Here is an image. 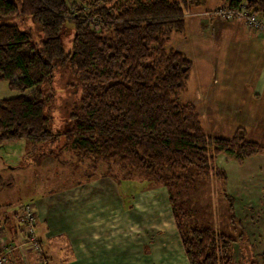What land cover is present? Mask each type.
<instances>
[{"label":"trees","instance_id":"obj_1","mask_svg":"<svg viewBox=\"0 0 264 264\" xmlns=\"http://www.w3.org/2000/svg\"><path fill=\"white\" fill-rule=\"evenodd\" d=\"M194 0H0V18L30 16L41 35L0 23V81L18 92L0 99V143L26 139L40 156L68 146L77 160L90 161V175L99 163L104 176L117 182L144 176L170 186H191L202 176L227 179L216 163L219 154L241 164L264 153V145L247 138L243 127L229 137L207 136L194 105L180 104L192 61L167 49L173 33L184 28L185 8ZM237 7L243 0H225ZM264 18V0H246ZM73 26L72 47L65 51L61 31ZM77 79L78 100L65 109L67 123L52 128L56 68ZM67 102V101H66ZM63 105V104H62ZM65 105H63L64 107ZM60 143V144H59ZM42 147H48L43 151ZM53 147V148H52ZM121 172L120 177L112 170ZM7 182L0 174V188ZM229 208L233 235L191 220L184 207H173L179 242L187 264H264V243L248 237L234 211V197L221 190ZM264 222V204L257 216Z\"/></svg>","mask_w":264,"mask_h":264},{"label":"rangeland","instance_id":"obj_2","mask_svg":"<svg viewBox=\"0 0 264 264\" xmlns=\"http://www.w3.org/2000/svg\"><path fill=\"white\" fill-rule=\"evenodd\" d=\"M13 1L18 6L21 4V0ZM224 5L228 6L225 0L189 3L185 8L183 30L173 33L168 40L167 49L180 51L192 61L185 89L176 94V101L194 105L207 136L229 137L237 127H243L247 138L264 145V113L259 110L255 116H248L240 110V105L233 104L229 98L231 94L223 104L218 101L225 90L219 87L220 80L232 73L240 78L247 74L238 71L234 65H243L246 70L264 54V50L258 51L261 40H234L222 35V30L228 26L226 23L236 22V28L251 36L264 34V25L258 29L249 26L239 15L216 14V9ZM220 22L226 23L221 25ZM0 23L17 24L21 30H30L35 42L41 38L30 16L0 18ZM60 36L64 50L70 51L73 37L70 22L64 24ZM0 83L6 86L4 98L18 94L9 89L6 81ZM50 87L54 89L56 99L51 125L53 129L62 130L67 123L65 109L80 95L77 79L67 67L56 68L52 86L44 85V92H51ZM53 146L56 148L42 157L26 139L0 143V174L7 182L0 188V224L4 223L5 231L4 217L14 215L16 221L22 222L23 213L31 211L34 220L31 218L29 222L38 237V218L51 222L58 235L51 244L57 247L55 253L61 256L56 264L68 260H75L71 264H81V259L84 260L82 264H187L181 253L173 207H184L192 216L191 220L233 235L222 189L233 195V211L242 220L249 239L257 245L252 255L262 249L264 222L248 219L253 220L264 204V153L251 156L241 164L233 156L221 153L219 162L228 172L225 181L202 176L191 186L170 184L167 187L140 175L117 182L103 175L106 169L103 163H99L90 175L89 160H77L68 146L61 149L56 143ZM47 148L42 147L43 151ZM121 173L113 169L111 174L120 177ZM12 179L13 183H10ZM29 222L21 228V241H4L5 245L13 247L9 255L30 256L34 264H39L40 251L44 257V249L39 237L36 245L28 240ZM84 226L90 235H80ZM256 229L260 234L252 238L251 231ZM238 259L235 245V264ZM46 260L51 264L47 257Z\"/></svg>","mask_w":264,"mask_h":264},{"label":"crops","instance_id":"obj_3","mask_svg":"<svg viewBox=\"0 0 264 264\" xmlns=\"http://www.w3.org/2000/svg\"><path fill=\"white\" fill-rule=\"evenodd\" d=\"M220 23H222L221 25H224L226 22H220ZM226 24L228 26L227 27L225 26L224 31L222 30V32H221L222 35H225L228 38H233L234 40L245 39V41H246V40L251 39V38H255V41L261 40L262 41L260 43L261 50H258V51L262 52L264 50V34L251 36L246 31H242L241 29L236 28V26H235V24H237L236 22H231V23H226ZM238 25H240V24H238ZM234 66H235V68H237L238 71L239 70L244 71L247 74L245 75L244 78H240V75H238V77H237V75H234L232 73L231 75L229 74L227 76V78L220 80L219 87L224 88L225 90H222L224 92L223 98H222V96H220L218 98L219 99L218 101H220V103L223 104V102H225L227 97H229L231 94V96L229 98L231 99L233 104L236 103V104L240 105L241 106L240 110H242V112H244V113L246 112L248 114V116H252V115L255 116L254 115L255 112H257L259 110L262 113H264V54H263V57L261 59H259V61L250 65L246 70L244 69L243 65H234ZM4 87H6L5 84L0 83V99L4 98V95H3L4 94ZM198 89L200 92H203V90L201 88H198ZM5 93L7 94V91H5ZM262 103H263V105H262ZM221 156H222L221 154H219L217 156V160H216L217 162L216 163L219 167L223 168L227 174L228 172H227L226 168H224L222 166V164L219 162V158H221ZM249 159H251V158H248L247 160H249ZM2 176H4V175H2ZM10 183H13V179L10 181ZM68 213L70 215L71 212H68ZM252 219H253V217H252ZM18 220H20V219H18ZM248 220L250 222L259 221L258 218H254L253 220H251V219H248ZM3 222L6 223L3 238L7 242L21 241V239H22V235L20 233L21 228H22L21 227L22 226L21 221H16V218L14 217V215H12L11 217H4ZM1 224L4 225V223H1ZM259 226H260V224H259ZM52 227L53 226H52L51 222L49 223L48 220L41 218V217L38 218V222L36 224V231H37L39 240L43 246L44 255H45V257H47V259L49 260V262L51 264L52 263L56 264L57 258L61 257V256H59L55 253V249H57V247H54L51 244V243H53L54 239H56L58 237L55 229H53ZM69 230L71 232V229H69ZM251 232H253L252 234H250L252 238H254L253 235L259 236V234H260V233H258L257 229L253 230ZM85 233L87 234V236L90 235L89 232L87 231L86 226H84L80 229V235H84ZM261 234H262L263 238H262V241L260 242V240H259V242L263 245L264 231H261ZM6 241H4V242H6ZM181 253L183 255V259H184V263H185L186 259L184 257V254H183V252H181ZM87 257H89L88 254H87ZM53 258L55 259V261L53 260ZM74 261L68 260L64 264H71V263H74ZM82 262H84L83 259H81V264H82ZM6 264H34V262L30 256L24 257V256H21L19 254H16V255L11 254L8 256Z\"/></svg>","mask_w":264,"mask_h":264},{"label":"built area","instance_id":"obj_4","mask_svg":"<svg viewBox=\"0 0 264 264\" xmlns=\"http://www.w3.org/2000/svg\"><path fill=\"white\" fill-rule=\"evenodd\" d=\"M222 7H226L225 5ZM217 8L216 9V14L222 15L223 13L227 12L228 17H232L234 15L236 16H241L240 18H245L249 24V26L254 27V28H262L264 25V18L260 17L258 13L253 12L250 8L247 6V2L241 1V3L237 7H229L227 6L226 8ZM22 217V222H21V227L25 228V222H29L31 218L34 220V215L32 214L31 211H25L23 213ZM31 224V222H29ZM4 225L0 224V264H6L7 263V258L8 254L13 247L9 246L8 244L5 245L4 238ZM28 235V240L35 245L38 244L39 240L38 237L35 235L32 224L31 227L28 228L27 231ZM43 254V253H42ZM44 256V255H43ZM40 257L41 260L39 261V264H48L46 257L41 256V251H40Z\"/></svg>","mask_w":264,"mask_h":264}]
</instances>
